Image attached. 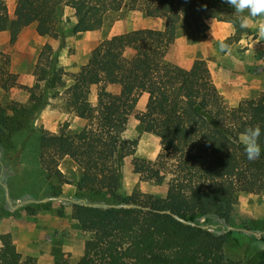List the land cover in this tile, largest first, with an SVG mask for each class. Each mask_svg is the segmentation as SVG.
Segmentation results:
<instances>
[{
    "label": "trees",
    "instance_id": "obj_1",
    "mask_svg": "<svg viewBox=\"0 0 264 264\" xmlns=\"http://www.w3.org/2000/svg\"><path fill=\"white\" fill-rule=\"evenodd\" d=\"M64 3L77 10L79 20L89 19L93 29L101 28L112 13L125 9L141 10L166 21L164 29L140 28L106 38L93 49L90 61L72 73L74 80L68 85L63 68L56 70L44 52L38 58V82L31 97L38 100L40 81L55 72L59 82L67 85L68 106L90 121L77 140L64 133L40 131L36 151L41 166L49 177L63 178L58 153L83 158L95 150L78 187L92 192L111 189L114 199L110 203L88 198L81 202L84 224L102 228V220H111L116 228L104 253L90 256L86 264H242L227 256L225 236L213 230L209 218L224 217L237 191L264 188V95L245 98L238 107L230 108L205 59H195L186 69L166 60V54L181 24L201 37L207 35L209 17L231 22L238 38L248 27H240L235 9L224 0H17L14 16L7 2L0 0V29H10L14 39L21 28L34 21L52 26ZM124 45L135 50L132 57L122 54ZM94 82L102 86L97 103L89 104L88 86ZM107 85L120 89L111 91ZM141 85L149 93L152 110L140 114V119L160 136L162 147L155 162L143 161L137 171L157 177L165 171L174 175L175 202L164 208L151 195L129 201L131 197L117 192L121 182L118 160L133 154L138 143L137 139H122L121 131L139 101ZM45 101L44 97L38 106ZM256 124L261 127V156L250 161L239 135ZM0 126H10L2 113ZM22 127L19 123L18 129ZM129 203L132 205L127 206ZM122 228L139 229L140 240L125 245L120 239ZM0 264H21V253L8 254Z\"/></svg>",
    "mask_w": 264,
    "mask_h": 264
},
{
    "label": "rangeland",
    "instance_id": "obj_2",
    "mask_svg": "<svg viewBox=\"0 0 264 264\" xmlns=\"http://www.w3.org/2000/svg\"><path fill=\"white\" fill-rule=\"evenodd\" d=\"M5 1L14 16L17 0ZM261 21L264 17L250 18L248 30L240 38L231 22L213 17L207 18L209 29L205 37L181 24L167 49L166 60L189 69L195 59H205L226 105L236 108L245 98L264 95ZM165 24L164 17L125 9L112 13L101 28L93 29L89 19L79 20L77 10L64 3L52 26L34 21L19 30L20 36L18 31L14 39L0 46V113L10 124L6 128L0 126V259L19 252L21 264H86L90 256L104 253L106 242L116 229L114 222L102 220L100 228L80 219L81 202L85 199L107 203L114 200L111 189L92 192L88 187H78L95 150L83 158L58 153L56 159L64 176L49 177L38 160L37 139L44 130L77 140L90 123L68 106L65 91L74 80L72 73L90 61L96 46L114 34L140 28L164 29ZM3 33L10 35L11 31L0 29V35ZM17 38L19 41L14 44ZM41 52L51 59L56 70L66 71L63 79L67 85L59 82L55 72H49L40 81L35 100L31 96L38 82L36 68ZM121 52L132 57L135 50L124 45ZM5 83L11 87L4 89ZM101 86L97 82L89 84V104L97 103ZM107 88L119 91L120 86ZM140 88L139 101L121 131L122 139H137L138 143L133 154L118 160L121 182L117 192L131 197L129 201L142 194L151 195L164 208L175 202L174 175L165 171L157 177L151 172L137 171L139 163L155 162L162 147L160 136L147 129L140 119V114L152 110L148 91L144 85ZM44 97V105L38 106ZM19 123L23 127L18 129ZM209 221L215 232L225 236L228 257L242 264H264V188L237 191L224 217L213 216ZM140 236L137 228L120 230L125 245L137 243Z\"/></svg>",
    "mask_w": 264,
    "mask_h": 264
},
{
    "label": "clouds",
    "instance_id": "obj_3",
    "mask_svg": "<svg viewBox=\"0 0 264 264\" xmlns=\"http://www.w3.org/2000/svg\"><path fill=\"white\" fill-rule=\"evenodd\" d=\"M235 9L241 28H247L250 18L264 17V0H224ZM247 13V15H245ZM261 35H264V21L260 23ZM261 127L259 124L247 126L239 135L244 153L248 160H255L261 156Z\"/></svg>",
    "mask_w": 264,
    "mask_h": 264
},
{
    "label": "crops",
    "instance_id": "obj_4",
    "mask_svg": "<svg viewBox=\"0 0 264 264\" xmlns=\"http://www.w3.org/2000/svg\"><path fill=\"white\" fill-rule=\"evenodd\" d=\"M22 29V28H21ZM21 29H20V31H21ZM20 31H19V36H20ZM6 40H8L9 42L11 41V34L9 35V34H7L6 35V33H3V35H0V46L4 43V41H6ZM17 41H19L18 40V38H17V40H13V43L14 44H16V42ZM34 67H35V65H34ZM13 88H14V86H13Z\"/></svg>",
    "mask_w": 264,
    "mask_h": 264
},
{
    "label": "water",
    "instance_id": "obj_5",
    "mask_svg": "<svg viewBox=\"0 0 264 264\" xmlns=\"http://www.w3.org/2000/svg\"><path fill=\"white\" fill-rule=\"evenodd\" d=\"M131 205H132L131 203L127 204V206H131ZM162 211H164V212H171V210H162Z\"/></svg>",
    "mask_w": 264,
    "mask_h": 264
}]
</instances>
